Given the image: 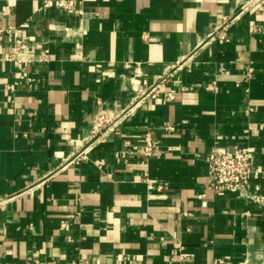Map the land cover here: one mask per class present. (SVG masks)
I'll use <instances>...</instances> for the list:
<instances>
[{"label": "crops", "instance_id": "1", "mask_svg": "<svg viewBox=\"0 0 264 264\" xmlns=\"http://www.w3.org/2000/svg\"><path fill=\"white\" fill-rule=\"evenodd\" d=\"M246 1L0 0L24 41L0 62V264H264V205L207 188L208 151L247 147L264 197V3L208 39ZM172 72L175 100L145 95ZM131 107L92 142L97 114Z\"/></svg>", "mask_w": 264, "mask_h": 264}, {"label": "built area", "instance_id": "2", "mask_svg": "<svg viewBox=\"0 0 264 264\" xmlns=\"http://www.w3.org/2000/svg\"><path fill=\"white\" fill-rule=\"evenodd\" d=\"M264 0H247L240 4L233 14V16L224 17L222 22L215 27L209 34V40H217L219 43L228 42L230 39L227 35V29L230 24L238 19L242 14L250 10L251 8L263 4ZM40 9H56L64 11H73L75 9V0H41ZM260 27L254 25L251 27L252 31H258ZM6 33L11 45L7 50L5 57L0 58V62L3 61H17L18 56L24 49V41L19 37L15 31L11 28H0V34ZM41 59L45 58L44 54L39 56ZM179 67V66H178ZM176 67V69L178 68ZM220 73L224 72V68L218 69ZM253 68L249 67L243 75V82L252 78ZM173 76L172 73H168L165 77H161L157 82L146 85L143 82L142 85L148 90L145 94L149 97H156L160 92L163 94V98L166 101L175 100L178 91L182 92L184 88L181 86L178 89L166 88V84ZM139 85V82H138ZM165 87V88H164ZM215 83L210 82L206 84V90H213ZM140 91V90H138ZM134 107L128 108L124 113L121 112L114 116L100 112L97 114L92 123L90 129V136L92 142L98 140L106 132L115 128L122 118L128 117L132 114ZM165 131H173L174 126H164ZM88 147L78 151L67 164H79L87 160ZM156 145L150 132H146L143 145V157L148 159L155 153ZM207 188L215 192H229L236 195L237 198L249 200L251 202L264 205V197L258 194L250 193L248 186L254 175V170L250 164V151L247 147L239 146H214L207 153ZM160 189V187H158ZM4 200L0 199V207ZM71 217V216H68ZM66 223L61 222V227H65Z\"/></svg>", "mask_w": 264, "mask_h": 264}]
</instances>
